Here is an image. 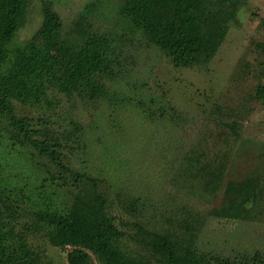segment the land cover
I'll return each instance as SVG.
<instances>
[{
	"label": "rangeland",
	"instance_id": "1",
	"mask_svg": "<svg viewBox=\"0 0 264 264\" xmlns=\"http://www.w3.org/2000/svg\"><path fill=\"white\" fill-rule=\"evenodd\" d=\"M203 1L214 48L180 65L125 0H23L0 70L34 96L0 109V233L34 264H170L164 240L177 264H264V0ZM92 38L93 84L61 83L56 48Z\"/></svg>",
	"mask_w": 264,
	"mask_h": 264
},
{
	"label": "trees",
	"instance_id": "2",
	"mask_svg": "<svg viewBox=\"0 0 264 264\" xmlns=\"http://www.w3.org/2000/svg\"><path fill=\"white\" fill-rule=\"evenodd\" d=\"M22 4L23 0H0V43L11 36ZM124 12L135 23H141L149 39L173 55L177 64L188 65L197 58L198 54L209 52L214 48L217 25L208 26L210 17L203 0H125ZM57 28V24L52 25L51 20L44 21L43 33L48 41ZM100 44L101 42L92 38L77 53L63 47L56 48L61 54V61L65 67V75L61 78V83L77 82L83 78L85 83L93 84L90 76L102 64L101 53L98 51ZM18 55L22 59L26 58L24 67L33 60L46 67L48 54L43 53L35 44L19 50ZM18 67L19 64L14 62L9 68L0 70V109L7 108L9 99L28 100L34 96L32 88L23 81L22 72ZM54 224L64 232H76L74 221L66 216L54 220ZM3 236L0 233V264H34L37 261L38 258L33 256V252L25 245L21 243L16 248L13 240H3ZM91 241L96 242V240ZM100 241L110 242V240ZM104 249L117 263L125 264L119 261L117 254L107 250V246H104ZM160 249L168 253L170 264H177L173 249L167 240L162 241Z\"/></svg>",
	"mask_w": 264,
	"mask_h": 264
}]
</instances>
